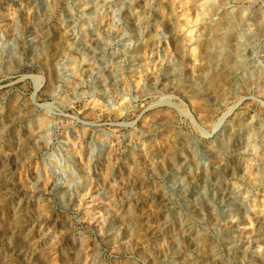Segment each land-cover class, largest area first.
<instances>
[{"label":"rangeland","instance_id":"374dc122","mask_svg":"<svg viewBox=\"0 0 264 264\" xmlns=\"http://www.w3.org/2000/svg\"><path fill=\"white\" fill-rule=\"evenodd\" d=\"M122 1L0 0V264H182L172 235L180 238L185 219L200 241L181 245L185 264L264 258V221L238 216L240 226L250 220L249 232L238 240L241 253L227 249L229 224L211 194L191 179L217 156V148H208L217 142H204L206 135L236 117L264 132L258 77L264 75V41L257 37L264 0L213 5L214 48L236 40L230 29L242 32L241 47L247 44L240 52L251 82L247 95L240 89L224 95L215 65L210 74L202 72L200 84L188 79L192 54L177 66L166 27L168 0ZM139 33L149 48L135 51ZM192 46L200 63L202 48ZM200 89L217 96L198 95ZM263 152L245 150L251 161L261 156L260 184L238 180L249 199L264 196ZM232 182L226 180V188L237 185ZM198 198L214 206L213 218L194 211ZM141 210L134 230L126 219ZM164 223L169 229L159 233Z\"/></svg>","mask_w":264,"mask_h":264},{"label":"bare ground","instance_id":"6f19581e","mask_svg":"<svg viewBox=\"0 0 264 264\" xmlns=\"http://www.w3.org/2000/svg\"><path fill=\"white\" fill-rule=\"evenodd\" d=\"M123 1H125V0H123ZM123 1H122V3H123ZM131 2H133V1H131ZM167 2L169 4V6H168L169 12H171V15H169L171 20L168 21L167 26L166 25L165 26L168 27L167 31H169L171 34V36H170L171 40H172L171 43H173L172 47H173L175 53L177 54V57L180 58L178 63H177V66H179L181 64L182 60L184 58H186V55L192 54L189 58H191L193 62L191 64H189L190 63L189 62L188 63L189 65H187V67L185 68V72H186L185 74L188 76V79H190V80L192 79L193 81H197L200 84V81L205 78V76L202 72L205 71L206 69H208V67L210 68L211 65H215L216 68H218L217 73L222 77V82L225 85V88L222 91V92H224V95H228V94H230V92H232L236 89H240V92L244 95H247L248 93L250 94L251 82L244 79L245 78L244 76L247 73V66L241 61L242 57H241L240 52L245 51L246 50L245 45H247L244 41L243 44H245V45H243V47L240 46L242 44V43H240V38H242L240 36V34H242V32L238 33L237 31H234L235 29L231 30L228 27L231 31V37L236 35V37H237L236 40L233 41L230 37V39L232 41L231 40L228 42L226 41L227 43H224V41H223V43L220 44L219 48H214L215 47V45H214L215 44V42H214L215 38L214 39L211 38L209 28L212 26V24L214 23L216 16H217V10H214V8H213L214 7L213 5L215 4V0H168ZM130 4H132V3H130ZM223 5H226V4L223 3ZM140 6L142 7V5H140ZM138 9H139V7H138ZM227 13H228V11H227ZM240 14H241V12H240ZM218 17H219V14H218ZM160 19H162V18H160ZM141 20H143V19H141ZM220 20H221V16H220ZM134 22L136 23V21H134ZM238 24H240V22ZM139 27H140V24H139ZM237 28L239 29V26H237ZM136 31H138V30L136 29ZM140 31H142V30H140ZM257 31H258L257 33L259 35L257 37H260L264 41V27L260 25L259 28L257 29ZM221 32H223V31H221ZM212 33L213 32H211V34ZM223 34H224V32H223ZM225 36H226V34H224L222 36L223 39L225 38ZM212 37H213V35H212ZM252 38H254V37H252ZM249 39H251V37ZM134 41H135V43H134L135 46L134 45L133 46H134L135 51H139L142 48H149V42H147L146 40L142 41L140 33L137 36L136 40H134ZM47 42H48V40H47ZM47 45H50V41L48 42ZM192 45H194V46L199 45L202 48L201 53L203 54V58L201 59L202 61L200 63L199 62L194 63L195 62V55H194V52H192L193 49H191ZM44 46H45V44H44ZM226 47H230L229 50H226ZM231 47H233V48L231 49ZM243 48H244V50H243ZM196 55H197V53H196ZM176 60H177V58H176ZM172 68H174L173 65H172ZM211 70L208 69L209 74H210L209 71H211ZM115 72H116V70H115ZM163 74H166V73L163 72ZM179 74L175 73L174 75L172 74L173 76L170 75V77L172 76L173 80H177L179 82L180 81L179 80V78H180ZM219 75H216V76H219ZM221 77H219V78H221ZM258 77H259V79H262L264 82V75H258ZM165 79H167V78L165 77ZM239 79H241V81H242L241 83L244 84L241 87H239V84H241L239 82ZM182 82L183 81H181V83ZM194 94H195V92H194ZM198 95H202V96H205L207 98H216V96H217L215 92L209 91V90H204V89L203 90L200 89ZM191 97H193V96L191 95ZM239 120L241 121L242 119L239 117H236L234 124L229 125V126L225 127L224 129L217 130L213 135H206L205 136L206 141H204V142L208 143V141H210L211 139H213L217 142L218 146H216V147H212V144L208 145L209 149L217 148V149H214L217 152V156L214 158V160L208 162L205 166H203L201 168V172L199 174H197V175L192 174L193 176H191V179L194 178V180H197L200 182L203 190H206L207 192H209L211 194L212 197H211V200H209V201H211L212 203H215L216 207L217 206L219 207L218 210L224 216V218H225L224 220L226 221V224L227 225L229 224V226H230L229 227L230 228L229 233L232 234L231 237H229L225 240L226 241L225 246L227 249L234 250V252L237 254L241 253V251L239 250V248H241V245L239 244L238 240L240 238H243V239L247 238L246 236H247V232H249V225H250V223H249L250 220H247V221H245L244 224H241L243 226L236 224V221H237L236 219H238L237 217L241 215L242 218L244 217V219H248L251 216L252 218H254L256 220V222L264 221V196L263 195L254 196V197L252 196L253 198H251V196H250V199H249L248 197H246L247 195H245L247 193V192L245 193L246 190L244 191L243 189H241L239 187V183H238V180L242 179L243 181H245L246 183H248L250 185L260 184L261 178L258 177V174H259V173H257L258 164L256 161H258V160L261 161V156L256 154V157H257L256 161H251L252 158L251 157L249 158V155L246 156L245 150L247 147H250V148L253 147L255 150L259 149V151H260V149L262 147H264V132L261 131V129H255L254 127L252 128V127L242 125ZM194 158L191 161L193 163H195ZM196 166L199 167V164L196 163ZM3 176H4L3 173H0V178H2ZM226 180H228V181L232 180V181H234L232 183L233 184L236 183L237 185L236 186L234 185V188H226V186H225ZM242 194H244V196L241 197ZM143 195H145V194H143ZM209 201L206 202V206H203L202 204L199 203L200 202L199 198L196 199L195 201L193 200V202H195L192 205L194 208V211L201 213L203 210H207L210 213L209 217L213 218L215 208H214V206L212 207V205H211V203H209ZM246 201L249 204H251L250 210L245 209L246 207L244 205V202H246ZM143 210H141V213L138 214L137 217L136 216L132 217V218L129 217L130 219H128V220L126 219V221L133 222L134 230H136V229L138 230L140 227L138 219L143 218V214H145V212ZM146 215H148V214H146ZM124 218H126V217H124ZM165 224L166 223L162 224L158 228L159 233H163L169 229V228L168 229L166 228ZM179 226L181 227L180 224H179ZM172 233H173V231H172ZM178 233H179V231H178ZM197 235L195 234V231L193 229L192 222L188 219H185L182 221V232L180 234V238H176V236L172 235V239H173L172 242L174 244L173 247L174 248H175V246L179 247L178 250H179L180 257L182 258V264H185L186 262L184 261L185 260V257H184V249L185 248H182L181 245L183 244L185 246H187V245L197 246L200 242L199 238L197 239ZM202 247H204V246H202ZM214 255H213V257H211L212 259H216ZM186 257H187V255H186ZM248 259H249L251 264H264V258L249 257Z\"/></svg>","mask_w":264,"mask_h":264}]
</instances>
